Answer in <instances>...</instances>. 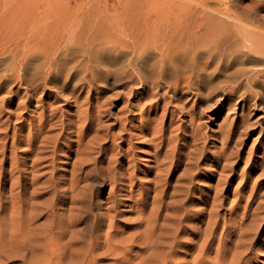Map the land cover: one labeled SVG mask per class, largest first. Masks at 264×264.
Segmentation results:
<instances>
[{"label":"bare ground","instance_id":"1","mask_svg":"<svg viewBox=\"0 0 264 264\" xmlns=\"http://www.w3.org/2000/svg\"><path fill=\"white\" fill-rule=\"evenodd\" d=\"M89 3L82 0L80 12L73 13L69 24L33 27L31 34L23 31L15 38L4 37L5 32L0 37V149L1 161L6 160L0 165V263L21 257L23 264H242L244 251L234 250L227 256L223 238L212 253L217 238L214 211L187 214L188 187L180 182L172 185L175 170L183 164L179 160L183 152L167 149L162 155L168 138L158 123L153 128L152 117L162 122L166 113L159 115L161 104L165 108L188 94H193V103L184 100V107L172 109L170 114L176 117L185 110L192 124L196 123L198 107L213 100L219 89L234 98L242 87L243 94L255 98L254 87L262 81L264 66L252 59L264 53V27L245 26L244 15L231 9L228 0H126L123 6H108L95 13ZM132 3L140 7L131 8ZM114 37L128 39L126 46L131 44L133 50L127 59L126 54L125 60L121 57L124 70L114 74L113 81L124 87L122 111L129 121L122 124L120 141L113 137L111 146L105 147L108 132L101 133V114L109 110L102 109L106 102L103 90L95 94L101 71L96 76L91 59L99 52L98 45ZM237 37L249 43L246 51L234 55L226 45ZM149 46L154 48L152 66L158 68L154 80L152 75L148 80V73L144 75L137 67L140 62L147 65ZM104 51L100 50L103 55ZM109 57V62L103 58L104 63H110ZM72 58L81 59L82 71L75 69L79 62L68 67ZM237 60L239 71L234 65ZM223 65H234L232 75L238 72L235 84L225 77L228 81L217 79ZM133 84L143 90L137 91ZM166 86L170 88L161 93ZM147 98L152 103H143ZM61 100L69 111L62 108ZM135 111L142 117L138 124ZM14 116L19 124H11ZM152 130L153 142L146 139L140 143L152 148L146 152L154 163L151 170L157 171L145 179L137 175L140 152L131 140ZM234 130L232 124L225 136H232ZM193 136L196 141L198 137ZM9 142L10 149L25 145V155L9 158ZM194 148L190 155L202 152L198 146ZM59 151L66 158L76 154L72 177L64 178L68 187L63 191L53 177ZM9 161L11 168L6 167ZM45 161L48 163L42 165ZM45 166L52 168L53 176L44 178L39 168ZM95 179H99L98 187ZM8 181L14 183L9 193ZM31 184L36 185L33 191ZM124 211L136 213L132 223L121 222ZM202 214L209 218L206 227L191 228L190 222Z\"/></svg>","mask_w":264,"mask_h":264},{"label":"rangeland","instance_id":"2","mask_svg":"<svg viewBox=\"0 0 264 264\" xmlns=\"http://www.w3.org/2000/svg\"><path fill=\"white\" fill-rule=\"evenodd\" d=\"M125 1L126 0H123L122 2L119 0L115 2L113 0H90L89 8L90 10H92V13H95L96 11L104 9L108 6H121ZM130 1L134 2L136 0ZM228 1L230 2L231 9L244 15V19L242 22L245 24V26H249L248 28L255 29L256 25L260 24V26L262 25L261 27H264V4L262 5V3H264V0L263 2L261 0ZM81 2L82 0H0V37H2V34L5 32L6 33L3 34L4 37H9V35H12L10 36V38H15L16 36H19V33H22L23 31L25 32V34H31L33 27H45L52 24L54 25V23L57 25L65 23L69 24V22H72V19L74 17L73 13L76 14L77 12H80L79 8L81 7ZM231 2L235 3L232 4ZM139 7L140 5L138 4L133 5L132 3L131 5V8L138 9ZM118 9L121 10V8ZM241 9L244 10L241 12ZM248 9L252 10L253 12H250V10L248 11ZM246 10L248 13L245 12ZM94 17L95 16L93 15L92 18L94 19ZM260 17L262 18V20ZM94 21H97V19H94ZM6 34L8 35L6 36ZM233 39L228 41L226 45L229 52L232 50L234 55H237L236 53L242 54L239 52L247 50L246 45L249 42L245 43V40L238 37ZM121 41L126 43L122 42L123 44H120ZM240 41H243V43L245 44ZM127 43H130L129 40L123 37H119V39L118 37H116L113 41H109V43L108 41L104 42L98 45V48L100 50L103 49V51L105 50L104 48H106V52L111 48L110 51L112 52V54H108H114V56H111L110 59L109 55L105 51L103 55V52L101 53L99 50L98 53L94 52L99 61L97 62L98 59H96V57L91 59V65L93 66V68H91L93 69V71H95L94 73H96V76L100 71V75L101 73H103L104 75H102V77H100V75L97 76L100 80L98 81V89L95 90V94L97 95L98 90H103V99H105L106 102L104 105H102V109L109 110L101 114V133L108 132L106 140L103 141L105 147L111 146L113 137L116 138L117 142L120 141L119 136L122 133V124L123 122L129 121V119L125 118L127 113L122 111V107L125 105V100L123 97H120V95L123 92L124 87L121 84L114 85L113 83L114 74H119L122 70H124V55H128L126 57L127 59L129 55L131 56L133 54L131 44H129L131 46V48H129V45L126 46ZM232 44L233 46L235 44V49ZM122 45L126 49L123 48ZM153 49V46H149V51L147 50L145 52L146 57H148L147 65L146 63H144L143 65V62H140L138 63L139 65H137L140 72H142L143 74L145 72L148 73V76L144 74L147 76L148 80L151 75L153 78L151 77L152 79H150L154 80L157 76L154 74V72L158 70L157 67L152 66V64L154 65L155 62V59L152 58L154 57V54L152 55ZM154 51L153 53L156 52ZM257 54L261 55V53ZM115 55H119L117 56L118 58L115 57ZM260 55L254 56L252 60L258 61L256 62L258 65L261 64L262 66H264V53L261 56ZM104 57L106 59L105 62H109V57V64L104 63ZM85 58L87 57L85 56ZM77 59L72 58V63L70 62V64L68 65V67L70 68L71 66L76 65L79 62L77 68L73 67L72 70H74V72L77 71L75 69H78V71H82L84 67H82L81 65L83 64V62L80 63L79 61L81 59ZM94 59L96 63L94 62ZM261 59H263V61ZM112 60L116 61L113 62ZM93 64H97L98 68ZM234 65L239 71V60H237ZM234 65H232L233 67H226L225 65H223L226 69H223L224 67L221 66L219 70L220 74L218 72L217 76H219L218 78H216L219 79L225 77L229 80V82L231 79L230 84L234 82L233 80L237 78L236 73H238L237 71H234V74L232 75V69L234 68L235 70ZM222 69L226 71L224 72ZM157 73L158 71L156 72V74ZM106 74H110L111 77L105 78V76H107ZM222 75L224 76L221 77ZM234 75L236 78L234 77ZM207 78L210 79V77L208 76ZM225 78L223 80L228 81L225 80ZM217 79L216 81L219 82L220 79ZM261 80H264V76L261 77L260 81ZM262 81L259 84L261 86L257 85V87H254V94H256V97L254 98L253 96L255 95H253L251 99L248 98V93L243 94L244 90L242 91V87L234 98H231L229 95L225 94L224 90H217L218 93H215L216 97L214 96L213 100H210L208 102L209 105H203L201 106V108L198 107L199 112L197 114L195 124H192L188 121V116L184 114L185 110L184 112L179 111V114L176 115V117H173L170 114L172 109L174 110L175 108H177L180 110L181 106L184 107V100V102H188L189 105H191L194 100L193 94L186 95L184 97V100L181 101L179 99L174 100L171 105H167V110H165L167 106L163 108L164 105L162 103L159 109V115H163L164 113H166L162 122L159 123L157 121L158 118L152 117L153 128L158 123L165 129V135L168 138V140H166L165 142V145L163 146L162 155L167 149H178L177 151L183 152V156L179 159L183 162V164L180 168L175 170L172 185L180 182L184 184V186L188 187L189 193L188 197H186L185 200L188 207L187 214H193V212H196L195 210H198L199 212L204 211L205 209V212L209 214L214 211L215 214L213 219H216L217 221V238L215 239L216 241L213 244L212 253H216L220 241L219 238H223L224 248L226 249L227 256H229L230 253L234 250L240 252L244 251L242 264H264V83ZM233 84H235V82ZM132 87L137 91L143 90L142 88L138 87V84H133ZM169 88L170 87L166 86L165 89L161 90V93ZM117 94H119V96ZM244 98L246 99V101ZM145 102L152 103L150 99L148 101V98L143 100V103ZM243 103H246V105L244 106ZM60 104L65 111L70 110V107L65 104V100H61ZM16 107L17 105H15V108ZM140 114V111H135V124L141 122L142 117L140 116ZM171 121H173L174 123H172ZM11 124H19V119L14 116L12 118ZM232 124L235 128L234 133L232 136H228L227 138L225 136V132H227L229 126H231ZM194 128H197V130H194ZM154 133L155 132L152 130L150 134H145L139 139L137 137H133L131 140L133 144L135 143V151L140 152V156L136 159L139 169L137 175L145 179L153 177L157 170L156 168L151 170L152 164L154 163L152 161V157L148 156L147 153L149 150H152V148L150 149L148 145H142L140 142H143V140L146 141V139H150L153 142L152 138L154 137ZM194 133L198 137L196 141L193 138ZM157 141L158 140H156L155 142ZM10 143L12 142H9V144ZM183 145L187 146V149L182 150L181 147H184ZM196 146H198L199 149H202V152H200L199 150V154L190 155V153L192 154L191 151H193L195 149L194 147ZM10 147L11 144L7 147L6 152L9 158L12 157V155H18V158L25 155V145H21L19 147H16L15 149H10ZM125 148H128V144L125 145ZM12 151L13 153H11ZM61 153L62 151H59V158L56 161L55 172L53 171L54 176L51 167L45 166L43 168H39V170L40 172H43V174H45L44 178L52 174L54 179L58 181L60 190L63 191L68 187V183H65L64 178L66 179L72 177V169L76 159V154H72L70 156L71 158H66L65 155H61ZM186 153L188 154L187 156ZM2 158L3 153L0 149V165L6 162V160L1 161ZM164 161L167 162V160ZM45 163L47 164L48 162L45 161L42 163V165H44ZM6 167L11 168L10 161L8 162ZM188 168L190 170V173H185ZM144 171L148 173L147 176ZM93 181L95 182L96 187H98L97 182H99V179H95ZM35 186V184H31L30 191H33L35 189ZM13 187V181H8L6 187L7 193H9V189L11 190ZM109 190L110 186L107 187L105 196L108 195ZM45 197L46 195L41 196L40 199H43ZM180 197L181 196H179L177 199L179 200ZM95 198L98 200L102 199L101 197ZM135 216L136 213H129L127 211H124L120 219L123 220L121 221L122 223L130 224L134 221L133 218ZM206 218V214H202V216L197 220L191 221V228L196 226L206 227V224L209 221V218H207V221L204 222ZM180 256L181 255L179 254L178 257ZM21 259V257H12L8 260H2L0 264H23ZM106 263H108V261Z\"/></svg>","mask_w":264,"mask_h":264}]
</instances>
